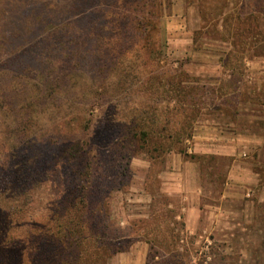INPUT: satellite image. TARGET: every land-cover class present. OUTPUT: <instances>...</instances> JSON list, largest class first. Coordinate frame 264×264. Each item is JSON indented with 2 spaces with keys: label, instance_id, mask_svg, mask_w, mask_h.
<instances>
[{
  "label": "rangeland",
  "instance_id": "1",
  "mask_svg": "<svg viewBox=\"0 0 264 264\" xmlns=\"http://www.w3.org/2000/svg\"><path fill=\"white\" fill-rule=\"evenodd\" d=\"M206 1L223 14L204 26V0H162L147 35L162 54L146 51V70L182 68L205 86L191 134L173 144L182 153L157 150L158 133L144 147L130 137L136 107L168 125L158 142L184 128L161 83L132 76L139 58L112 61L135 37L134 3L0 0V264L67 263L43 223L84 192L108 234L80 264H264V0ZM76 204L72 220L86 209Z\"/></svg>",
  "mask_w": 264,
  "mask_h": 264
},
{
  "label": "trees",
  "instance_id": "2",
  "mask_svg": "<svg viewBox=\"0 0 264 264\" xmlns=\"http://www.w3.org/2000/svg\"><path fill=\"white\" fill-rule=\"evenodd\" d=\"M116 1L117 0H114V2ZM204 1L205 3H201V5H199V8L200 16L205 26L206 20H210V18H213L212 20L216 21L222 16L223 13L222 9H219L221 7L217 4H214L211 6L214 12L209 15V13L207 12L208 9L206 7L207 1ZM218 1L219 0H213L209 3H217ZM124 3L135 4L131 5L132 7H130L129 9L130 11L133 10L135 14L134 19H131L135 37L131 39L129 37L121 38L117 41V43L114 44V47L116 48L118 54L112 56V61H118L119 59L122 60L124 56L126 58V55L123 54H128L130 52L129 54H131V57L135 59V61H133V63L131 62L129 66L134 69L137 68L134 64L139 58L144 63V65L141 66L144 67H139V69L134 70L132 76L138 78L140 77L141 81L144 84L149 83L150 85H152V88L150 89H153L155 85L161 83L159 88H161L162 91L168 94V97L172 101L171 103L173 104V108L175 107L176 109V113L183 114V125L180 126V128L184 127L183 131L178 132L177 134L175 132L169 131L166 136V143H163L162 141L158 142V140H160L159 137H164L165 131L169 129L168 125H161L157 117V113H154L153 118L148 119L144 117L145 112H147L146 107H136L135 109L133 108L134 113L133 109H131L130 111L131 114L133 113L132 115L134 117L136 128L135 129L132 126H128V130H133V132L130 134V137L138 140V142L140 141L141 143L139 145L144 147V145L150 142V139L154 141V136L158 133L160 135L159 137H156L155 142V147L157 150L166 148V150H178L182 153H185L186 151L184 149L176 148L175 146H173V144L182 143L185 137H188L191 134L190 130L192 129L193 122L195 120L191 119V121L187 123L188 116L190 114L189 111L192 109L199 111L203 107L204 101L202 100V98H204L205 86L195 85L192 80H190V76L187 75L186 71L182 68L176 70L173 74H168V71L164 69L158 72L155 71L154 73L146 70L145 65L147 63V58L144 56L146 51L150 50V52L153 53V59L161 62L160 58L162 53L160 51L161 48L158 39H153V41L147 40V35H149L148 32H150L151 29L159 31V22H157V19H159L160 17V5L162 3V0H133L131 2L129 0H125ZM126 16L131 17L128 14H126ZM109 24L110 22L104 23L103 28L113 29L114 31H118L120 28H124L122 27L121 22H113L110 25V28ZM109 38L112 37L109 35ZM126 49L127 51H125ZM130 60L131 59H129L128 61ZM166 73L168 76L166 75ZM164 82H168L167 89H164V86H161ZM128 88L129 87L127 86L126 90ZM159 88L155 87L154 89ZM127 91H129V89ZM157 147H159V149ZM83 153L85 152H80V155H82ZM86 160L88 161V164H86V169L89 168V164L91 167V164L93 166L96 161L100 163V158L97 155H94V157L89 156L88 159L86 158ZM89 170L91 169H88L85 173H89ZM89 179L91 181L90 184L95 182L94 179L92 180V177H89ZM84 190L86 191L87 187H85ZM78 197L79 199H76L75 196L71 198L69 197V201H71L72 203H69L66 208L57 207L58 209L54 210V212L49 216L48 221L45 224L43 223V232L45 233L44 236L48 237L51 240L64 241L65 246L69 249L68 253H63L65 256L70 258L65 264H80L83 257V252H94V249L98 246V239L101 238V236H104V234H108L106 232L108 221H103V219L95 217L94 208H96V201L88 197V192H84L82 196ZM71 204H76L77 208L80 210L82 207H85V212L73 220L70 219L74 218L70 215L72 212L69 211ZM60 254L62 255V253Z\"/></svg>",
  "mask_w": 264,
  "mask_h": 264
},
{
  "label": "crops",
  "instance_id": "3",
  "mask_svg": "<svg viewBox=\"0 0 264 264\" xmlns=\"http://www.w3.org/2000/svg\"><path fill=\"white\" fill-rule=\"evenodd\" d=\"M233 144V143H232ZM230 146H233V145H230V143H225L224 145H223V148H229ZM234 147V146H233ZM219 148V147H218ZM197 150V149H196ZM203 152H215L214 150H212L211 148H210V145H207V147L205 148V149H203ZM217 153H221V154H225V155H231L232 156V154L233 153H230V152H223V151H218ZM187 163V165H189L188 163H193V162H190V161H185L184 162V164H186Z\"/></svg>",
  "mask_w": 264,
  "mask_h": 264
}]
</instances>
